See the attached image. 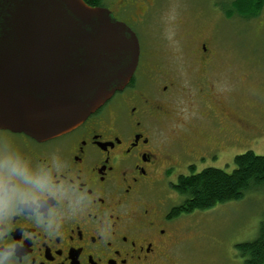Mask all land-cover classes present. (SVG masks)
Masks as SVG:
<instances>
[{"label":"flooded vegetation","instance_id":"af4514ba","mask_svg":"<svg viewBox=\"0 0 264 264\" xmlns=\"http://www.w3.org/2000/svg\"><path fill=\"white\" fill-rule=\"evenodd\" d=\"M156 2L101 0L96 6L137 35L141 53L129 84L82 125L47 141L0 128V264H181L185 218L191 215L176 214L180 176L177 182L167 176L189 159H203L206 151L225 150L229 134L225 143L214 142L205 119H220L232 131L231 141L260 133L250 118L225 109L210 41L202 40L199 52H192L193 69L186 65L185 86L194 92L185 96L199 112L195 119H180L172 108L188 92L179 94L183 74L157 68L162 87L152 84L141 35ZM199 102L207 108L200 110ZM174 117L175 129L158 135L157 123ZM12 164L22 175L4 183Z\"/></svg>","mask_w":264,"mask_h":264},{"label":"rangeland","instance_id":"374dc122","mask_svg":"<svg viewBox=\"0 0 264 264\" xmlns=\"http://www.w3.org/2000/svg\"><path fill=\"white\" fill-rule=\"evenodd\" d=\"M235 1L238 0H157L141 35L147 67L151 76L154 73L152 84L158 90L162 85L156 79L161 75L155 74L157 68L160 72L169 69L174 77L184 75L183 80L179 79V94L182 90L188 92L172 102L180 119L193 120L199 113L192 111L185 96L194 92L192 86H185L190 80L186 65L193 69L192 52H199L202 40H206L210 41L208 49L216 53L212 73L218 79V93L227 100L225 109L235 116L250 118L260 128L253 138L244 136L241 141H231L232 131L227 125L223 128L220 119H205L202 124L214 142L225 143V134H229L225 150L214 154L206 151L203 159H189L185 165L173 167L167 176L173 182L181 175L191 174L194 167L197 172L205 168L232 172L237 155L248 151L264 155V6L256 17L241 16L237 8L247 7L249 0H241L242 6L237 7L232 5ZM210 107L217 109L215 105ZM204 108L207 107L199 102V109ZM178 120L174 117L168 124L160 121L156 132L168 136ZM167 142L174 150V142ZM161 173L159 179L163 178ZM180 200L184 197L180 196ZM185 220L189 227L182 233L185 242L179 249L181 264H244L235 246L258 236L264 220V188L250 190L242 199L196 212Z\"/></svg>","mask_w":264,"mask_h":264},{"label":"water","instance_id":"95a60500","mask_svg":"<svg viewBox=\"0 0 264 264\" xmlns=\"http://www.w3.org/2000/svg\"><path fill=\"white\" fill-rule=\"evenodd\" d=\"M137 35L84 0H0V128L47 141L131 81Z\"/></svg>","mask_w":264,"mask_h":264},{"label":"trees","instance_id":"16d2710c","mask_svg":"<svg viewBox=\"0 0 264 264\" xmlns=\"http://www.w3.org/2000/svg\"><path fill=\"white\" fill-rule=\"evenodd\" d=\"M84 1L92 7L101 2ZM240 1H235L232 5L242 6ZM263 6L264 0H249L247 7L237 8V14L256 17ZM234 162L235 168L232 172L217 168H205L197 172L194 167L191 168V174L181 175L174 190L184 197V200L176 209V214L192 215L210 210L218 205L242 199L250 190L264 188V155L248 151L237 155ZM235 247L244 264H264V220L260 224L258 236L253 241L238 243Z\"/></svg>","mask_w":264,"mask_h":264},{"label":"clouds","instance_id":"9594fccd","mask_svg":"<svg viewBox=\"0 0 264 264\" xmlns=\"http://www.w3.org/2000/svg\"><path fill=\"white\" fill-rule=\"evenodd\" d=\"M18 175H22L21 170L17 165L12 164L11 167L6 169L4 172V177H3L4 183H6L8 179H13ZM0 187H3V184H0Z\"/></svg>","mask_w":264,"mask_h":264}]
</instances>
